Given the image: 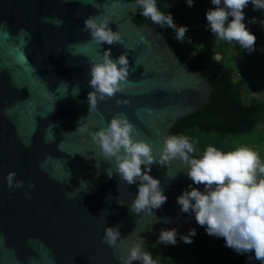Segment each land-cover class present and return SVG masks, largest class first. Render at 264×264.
<instances>
[{"label":"water","instance_id":"95a60500","mask_svg":"<svg viewBox=\"0 0 264 264\" xmlns=\"http://www.w3.org/2000/svg\"><path fill=\"white\" fill-rule=\"evenodd\" d=\"M141 13L135 0H0V264H121L118 257L140 240L153 259L148 243L162 229L207 233L176 202L190 185L204 192L179 158L150 166L167 201L154 215H134L128 206L140 181L119 180L114 159H104L88 132L75 131L106 128L124 113L133 139L149 144L158 159L172 126L210 102L211 84L185 66L162 31L133 21ZM89 16L109 17L121 41L97 45L84 27ZM109 49L114 62L126 54L128 80L89 112V61ZM117 98L130 103L117 105ZM9 173L16 174L11 188ZM117 225L116 245L101 243L104 229Z\"/></svg>","mask_w":264,"mask_h":264},{"label":"clouds","instance_id":"9594fccd","mask_svg":"<svg viewBox=\"0 0 264 264\" xmlns=\"http://www.w3.org/2000/svg\"><path fill=\"white\" fill-rule=\"evenodd\" d=\"M249 2L254 9L264 10V0H211L217 7L207 11L205 15L210 31L219 40L230 44L234 42L241 48L252 51L256 37L243 23V9ZM186 3L189 7L193 6V0H186ZM135 5L142 6L143 17L150 18L155 25L172 28L176 40L183 42L187 26L177 27L169 13L158 10L156 0H135ZM133 11L135 12V9ZM229 17L232 18L230 22ZM110 21L107 16H89L84 20V27L97 45H114L121 41L119 31L113 32L108 27ZM252 22H255V18ZM261 23L264 25V21ZM89 63L91 67L88 84L92 91L87 94V98L90 112L96 108L97 99L105 101L122 91L129 73L126 54H121L114 62L110 59V49L105 50L99 61L92 58ZM116 103L127 105L130 101L117 98ZM132 129L133 125L128 121L126 114L120 113L110 119L106 128L89 132L86 126L79 125L75 130L88 132L91 140L99 145L105 160L114 159L119 180L127 185L140 181L137 195L128 206L130 212L134 215L142 212L154 215L152 210L159 209L167 201L160 188V181L148 173L153 163L167 166L171 160L179 158L187 168V176L192 183L204 186L202 193L190 185V190L183 191L176 198L180 211L194 213L196 223L205 227L208 235L222 237L225 245L237 253H254L255 260L264 264V164H261L257 154L247 148L221 152L209 146L202 156L196 159L189 155L195 149L186 137L170 135L164 138L157 159L153 156L149 144L133 139ZM141 165L144 166V171L141 170ZM95 167L99 169L97 163ZM104 171L109 178L113 176L110 169ZM257 173L260 174L259 179ZM15 175L9 173L6 177L9 188L13 186ZM22 186L23 181H16L15 187ZM118 203L123 205L119 200ZM165 222H168L167 218ZM119 227L120 225L105 228L101 243L114 247L120 239ZM195 234V230L191 229L188 235L182 236L181 239L185 243H191V237ZM176 236L175 228L162 229L158 240L165 245H175ZM118 259L121 264H132L133 261L157 264L146 251H142L141 240L132 243L127 255Z\"/></svg>","mask_w":264,"mask_h":264},{"label":"trees","instance_id":"16d2710c","mask_svg":"<svg viewBox=\"0 0 264 264\" xmlns=\"http://www.w3.org/2000/svg\"><path fill=\"white\" fill-rule=\"evenodd\" d=\"M216 7L211 0H193L191 7L182 2L158 9L169 13L177 27L187 26L183 42L176 40L172 28L132 15L136 24L146 23L162 31L185 66L199 71L212 86L210 102L178 120L170 135L186 137L193 144L191 155L195 158L209 146L221 152L247 148L258 150L259 161L264 164V10L254 9L251 2L243 9V23L256 37L253 50L248 51L212 34L205 14ZM182 236L187 235H177L175 245L160 243L159 235L151 238L148 251L157 264H261L254 253L241 254L227 247L222 237L195 234L191 243H185Z\"/></svg>","mask_w":264,"mask_h":264},{"label":"rangeland","instance_id":"374dc122","mask_svg":"<svg viewBox=\"0 0 264 264\" xmlns=\"http://www.w3.org/2000/svg\"><path fill=\"white\" fill-rule=\"evenodd\" d=\"M259 49L262 50L261 47H260ZM219 58H220V55L218 54V55L216 56V59H219ZM254 153H256L258 157L260 156V153H259L258 150L254 151Z\"/></svg>","mask_w":264,"mask_h":264}]
</instances>
